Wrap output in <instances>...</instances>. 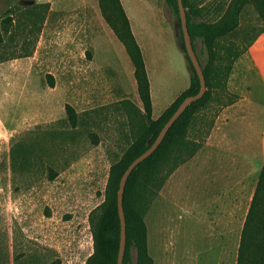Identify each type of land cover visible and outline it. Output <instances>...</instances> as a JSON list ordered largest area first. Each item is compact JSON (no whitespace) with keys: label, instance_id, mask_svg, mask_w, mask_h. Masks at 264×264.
<instances>
[{"label":"rangeland","instance_id":"rangeland-1","mask_svg":"<svg viewBox=\"0 0 264 264\" xmlns=\"http://www.w3.org/2000/svg\"><path fill=\"white\" fill-rule=\"evenodd\" d=\"M31 1L33 6L26 8L18 0H0V25L2 19H9L0 45V264H85L93 253L90 216L105 201L110 168L125 157L149 121L139 96L138 104L133 97L121 95L110 101L100 99L99 94L98 100L84 99V72L93 57L84 43L93 46L98 69V77L94 80L93 75L91 82H103L114 94L135 90L132 63L110 26L104 21L107 30L98 20L95 0H58L59 12L54 14L49 13L53 0ZM123 2L140 47L133 38L143 51L156 117L190 85L192 73L179 23L164 0ZM233 3L189 0L191 21L221 25L229 20ZM262 12L258 3L243 4L237 28L210 41L212 57L202 39L192 42L202 68L210 63L206 106L194 115L187 133L192 143L203 140L214 114L229 102L226 87L215 90L224 86L222 81L215 83L214 76L233 66L264 32ZM85 16L91 27L86 34L77 32L71 42L66 21L73 18L77 26H83ZM53 17L65 21L57 25L59 50L48 44L51 27L44 49L40 39L44 22ZM56 60L60 69L52 76L48 73ZM70 69L80 75L81 84L74 74L70 76ZM67 105L75 113L73 121L66 113ZM150 119L156 120L152 113ZM196 148L182 147L176 140L147 182L139 180L134 201L147 227V249L153 264H205V254L198 260L195 256L196 230H190L192 219L181 207L192 181L182 173L169 181L172 167ZM98 215L93 213L94 223ZM200 249L202 253L204 248Z\"/></svg>","mask_w":264,"mask_h":264},{"label":"crops","instance_id":"crops-1","mask_svg":"<svg viewBox=\"0 0 264 264\" xmlns=\"http://www.w3.org/2000/svg\"><path fill=\"white\" fill-rule=\"evenodd\" d=\"M45 1L50 3V0ZM123 1L120 0L136 40L130 16ZM95 2L98 8V11H96L99 17L98 20L102 23V26L110 30L101 17L96 0ZM57 9L58 0H53L49 13H58ZM157 13L160 14L159 10ZM63 22L65 21L55 17L52 21L47 19L44 22L40 36L43 49L47 45L46 38L49 37L48 32L51 27L52 31L49 39L52 41L48 44L52 45V49L59 50L60 32L57 25ZM66 22L70 24L71 42H75L77 32L84 30L86 34L92 24L87 16L83 18V26H77L73 18H69ZM46 34L47 37H45ZM84 44L93 53L92 60L88 63L84 72L86 75H84L86 84L85 101L90 98L98 100L96 97L98 94L101 95L100 99L107 101L121 95L128 99L133 97L138 104L136 82H134L135 90L133 92H121L119 94H114L113 90L101 81L99 83L97 81L91 82L93 81V75L94 80L98 77V69L94 61L93 46L87 43ZM138 46L140 47L139 44ZM141 52L143 56L142 49ZM59 64L58 60L51 62L52 71L48 74L54 76L55 71L57 72L60 69ZM72 64H74L73 61ZM144 64L146 68L145 61ZM131 72L133 75L132 64ZM69 73L70 76L72 74L76 77L80 76L71 69ZM185 74L187 82L188 75L186 72ZM81 79L77 77L80 84ZM148 81L152 117L157 119L176 98L173 101H168L164 110L154 117L153 113L156 105L149 76ZM225 95L228 97L229 102L220 106L214 114L203 140L201 142L196 141L197 147H199L197 152L184 165L178 167L169 179L171 181L177 173H182L187 177V181H192L193 185L190 184L186 187L187 193L186 197L181 200V207L183 211H187V215H190L192 219L190 230L193 231L194 228L196 230L198 246L195 256L198 260L201 254H205V264H237L241 233L260 171L264 165V32L258 34L232 66L226 83ZM200 246L204 248L202 253ZM191 253L192 251L187 255L190 256Z\"/></svg>","mask_w":264,"mask_h":264},{"label":"trees","instance_id":"trees-1","mask_svg":"<svg viewBox=\"0 0 264 264\" xmlns=\"http://www.w3.org/2000/svg\"><path fill=\"white\" fill-rule=\"evenodd\" d=\"M102 18L110 26L117 39L123 44L126 54L128 55L134 68V80L137 86L138 96L143 105L144 116L149 123L145 128L141 137L135 141L128 150L125 157L114 164L110 168L109 178L106 184L105 201L103 205L95 212H99L96 222H93V213L91 214L90 223L92 226L93 253L87 259L85 264H116L119 250L120 225L117 213V191L118 184L124 171L137 157L142 155L155 141L159 132L169 118L174 114L180 104L187 97L195 96L199 91V81L197 75L186 55L183 48L185 58L191 71L190 85L176 100L161 114L156 120H151L152 104L150 99L149 83L146 74L145 64L142 54L133 38L128 20L125 16L123 8L119 0H96ZM19 3L22 0H18ZM186 11L187 29L191 39V43L197 39L207 46L212 57L213 51L210 41L218 38L226 31H232L237 28V14L240 7L247 2H255L263 10L264 20V0H234L233 8L230 11L229 20L222 21L221 25L194 23L191 21L188 10L189 0H182ZM164 3L175 16L179 23L177 0H164ZM33 6V5H32ZM28 6L26 8H30ZM8 18L2 19L0 25V45L3 44V34H7V30L3 27L8 24ZM180 40L183 44V36L180 30ZM29 55H20L13 58L30 57ZM209 64L202 68L205 79L206 92L204 96L192 103L184 113L177 119L167 132L162 143L156 151L140 163L129 176L123 194V210L126 222V245L122 264H153L147 249V227L142 218V211L136 207L134 201L138 183L140 179L145 182L149 179L150 173L157 166L159 159L165 155L173 143L177 140L182 147H197L188 139V130L193 121L194 115L205 109L203 101L208 95L209 80ZM201 65V64H200ZM202 67V66H201ZM231 67H224L215 74V83L221 82L224 87H217L215 90H224L231 71ZM68 118L73 121L75 113L70 106L65 107ZM70 120V121H71ZM197 147L189 156L180 164L191 159L197 152ZM180 164L172 167L171 175ZM164 183V182H163ZM162 183V185H163ZM158 187L157 191L161 189ZM134 254V259H133ZM237 264H264V165L260 171L257 185L253 194V198L249 207L246 221L241 233L240 245L238 248Z\"/></svg>","mask_w":264,"mask_h":264},{"label":"water","instance_id":"water-1","mask_svg":"<svg viewBox=\"0 0 264 264\" xmlns=\"http://www.w3.org/2000/svg\"><path fill=\"white\" fill-rule=\"evenodd\" d=\"M21 3L25 6H32L34 4V1L22 0ZM177 8H178V17H179V27H180V30L183 36V48L197 75V78L199 81V91L195 96L187 97L186 99L183 100V102L180 104V106L177 108L174 114L169 118V120L162 127L161 131L159 132L158 136L156 137L152 145L142 155H140L139 157H137L134 161L130 163V165L124 171L123 175L121 176L119 180L118 191H117V213H118V219H119V225H120V236H119V250H118L116 264H122L123 256L125 252L126 222H125V216H124V210H123V194H124L125 185H126V182L129 176L131 175L132 171L140 163H142L145 159H147L149 156H151L156 151V149L162 143L169 129L177 121V119L184 113V111L192 103L200 100L206 92L205 79L203 76L202 67L193 50L191 39L188 34L186 11L183 6L182 0H177Z\"/></svg>","mask_w":264,"mask_h":264}]
</instances>
